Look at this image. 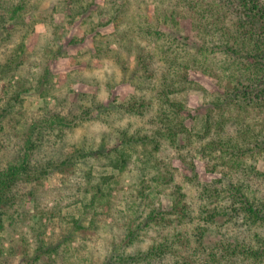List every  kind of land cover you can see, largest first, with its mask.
<instances>
[{"label":"rangeland","instance_id":"obj_1","mask_svg":"<svg viewBox=\"0 0 264 264\" xmlns=\"http://www.w3.org/2000/svg\"><path fill=\"white\" fill-rule=\"evenodd\" d=\"M141 1L139 13L152 18L156 3ZM107 2L96 0V6L106 12ZM67 5V0H0V169L19 160L31 125L51 112L71 113L76 125L64 142L38 158L62 162L67 149L84 153V159L51 171L37 187L16 188L4 216L0 264H119L151 244L150 237L138 235L149 202L168 211L176 195L171 185L163 187L160 177L166 172L151 163V154L156 155L151 146L119 143L123 134L147 136L152 129L148 117L118 108L140 97L131 80L137 50L127 52L118 38L128 20L125 27L114 22L100 27L112 20V8L103 21L94 11L72 20ZM190 77L211 96L218 90L209 75L192 71ZM144 91L148 96L151 90ZM182 97L176 98L187 100L190 132L202 133L209 98L199 91ZM190 146L174 153L162 149L157 156L165 163L172 160L179 184L183 176L203 183L219 179L206 171L199 155L193 158L195 172L180 159ZM116 147L128 155L123 167L115 163ZM188 230L192 237L197 232ZM218 230L224 231L222 225L212 229L214 239Z\"/></svg>","mask_w":264,"mask_h":264},{"label":"trees","instance_id":"obj_2","mask_svg":"<svg viewBox=\"0 0 264 264\" xmlns=\"http://www.w3.org/2000/svg\"><path fill=\"white\" fill-rule=\"evenodd\" d=\"M67 2L72 20L94 11L103 21L109 7L112 20L100 22V27L113 22L125 27L128 20L118 38L127 52L137 50L131 80L140 97L124 100L118 108L148 117L152 129L147 136L123 134L119 143L151 146L156 154H151V163L156 161L166 172L160 177L163 187L171 185L176 194L168 211H158L147 198L150 211L138 235L150 237L151 244L119 264H264V0H154L152 18L139 13L141 0H109L106 12L96 0ZM192 71L216 81L214 96L191 79ZM191 91L202 92L210 104L198 134L190 132L187 100L176 98ZM74 122V115L62 112L35 120L19 160L0 169V253L4 216L16 199V188L37 187L51 171L84 159L79 149H67L62 162L38 158L64 142ZM189 144L180 159L195 172L193 158L199 155L206 171L219 179L203 183L183 176L177 183L180 175L172 160L165 163L157 154ZM115 153L117 166L128 163L125 152L116 147ZM219 224L224 231L218 230L214 239L212 229L221 228ZM191 227L197 231L193 237Z\"/></svg>","mask_w":264,"mask_h":264}]
</instances>
